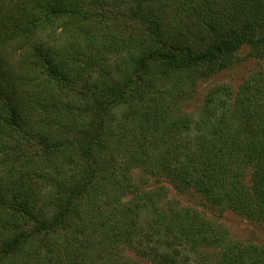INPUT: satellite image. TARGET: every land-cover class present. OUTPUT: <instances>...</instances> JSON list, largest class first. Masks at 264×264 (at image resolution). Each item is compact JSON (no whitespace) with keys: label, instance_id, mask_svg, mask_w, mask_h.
<instances>
[{"label":"trees","instance_id":"1","mask_svg":"<svg viewBox=\"0 0 264 264\" xmlns=\"http://www.w3.org/2000/svg\"><path fill=\"white\" fill-rule=\"evenodd\" d=\"M243 59L264 0H0V264H264L215 214L264 227V67L198 87Z\"/></svg>","mask_w":264,"mask_h":264},{"label":"rangeland","instance_id":"2","mask_svg":"<svg viewBox=\"0 0 264 264\" xmlns=\"http://www.w3.org/2000/svg\"><path fill=\"white\" fill-rule=\"evenodd\" d=\"M243 51L241 55L243 56ZM259 65L264 67V61L254 60H241L233 67L226 69L216 75H214L208 82L199 84V92H203L209 84L213 83H229L236 87L239 82L245 77L252 68L258 67ZM183 202L196 203L202 202V199L194 195L193 193H186L180 195ZM197 206L201 207V205ZM202 209L206 210L205 207ZM208 210V209H207ZM217 219L222 221L226 226L230 236L232 238L240 239L245 242H264V227L256 222H253L244 216L232 211L231 209H216Z\"/></svg>","mask_w":264,"mask_h":264}]
</instances>
